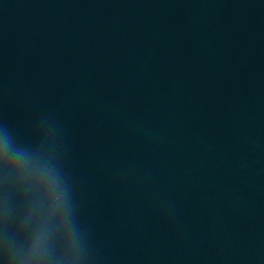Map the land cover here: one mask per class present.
Here are the masks:
<instances>
[{
  "label": "clouds",
  "instance_id": "9594fccd",
  "mask_svg": "<svg viewBox=\"0 0 264 264\" xmlns=\"http://www.w3.org/2000/svg\"><path fill=\"white\" fill-rule=\"evenodd\" d=\"M0 162L5 169V185L0 197V240L15 243L12 227L13 213L19 207L27 209V220L33 221L34 241L29 255L42 261L49 259L47 241L55 230L53 219L62 216L60 226L73 218L72 186L70 178L54 158L43 160L34 156L28 147H21L5 126H0ZM23 164L33 179L34 192L21 202L14 199L17 167Z\"/></svg>",
  "mask_w": 264,
  "mask_h": 264
}]
</instances>
